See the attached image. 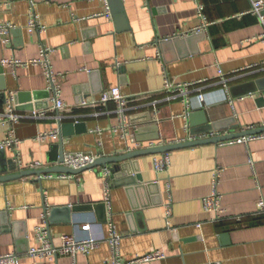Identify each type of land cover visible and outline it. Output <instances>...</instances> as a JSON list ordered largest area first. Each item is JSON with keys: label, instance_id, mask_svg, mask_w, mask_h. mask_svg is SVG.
I'll use <instances>...</instances> for the list:
<instances>
[{"label": "crops", "instance_id": "0c3cea01", "mask_svg": "<svg viewBox=\"0 0 264 264\" xmlns=\"http://www.w3.org/2000/svg\"><path fill=\"white\" fill-rule=\"evenodd\" d=\"M199 5L210 26L194 34L202 25ZM121 7L126 22L120 24L112 11ZM251 8L249 0H114L112 7L108 0H0V25L9 27L0 37V117L10 101L18 113L51 115L14 124L19 144L0 153V175L57 166L62 150L97 159L134 151L114 132L117 105L100 103L112 87L127 98L128 135L146 147L264 128V45L258 40L264 28ZM33 15L41 28L32 32ZM43 49L59 77L66 105L60 113L53 110L56 95L43 66L2 65L38 60ZM167 78L173 86L190 84L188 103L171 99ZM201 111L208 126L192 127L189 115ZM10 127L0 123V142L9 139ZM54 130L60 131L57 139H39ZM235 140L166 152V172H156L153 162L166 154L122 163L129 172L112 173L109 205L103 165L70 178L47 173L0 183V255L14 252L20 264H110L113 225L124 262L159 250L165 259L138 264H264V212L258 207L264 200V139L248 146ZM135 178L143 189L132 184ZM214 193L225 212L219 220L203 208ZM41 227L56 246L64 235L94 236L101 243L88 256L36 259L28 250L40 245Z\"/></svg>", "mask_w": 264, "mask_h": 264}, {"label": "built area", "instance_id": "2783aa9c", "mask_svg": "<svg viewBox=\"0 0 264 264\" xmlns=\"http://www.w3.org/2000/svg\"><path fill=\"white\" fill-rule=\"evenodd\" d=\"M252 4L251 13L260 20L263 28H264V0H249ZM198 14L200 16L202 25L197 27L193 33H202L205 31V29L210 26L209 21H207V18L204 15V7L202 5H199L198 7ZM30 30L33 32L36 29H40L41 26H39L37 17L33 15L29 22ZM9 31V27H4L0 25V37L2 35H7ZM259 42H261L264 45V30L263 33L258 38ZM6 43L9 42V39L5 41ZM48 49H43L41 52V57L38 60H30L28 62H22L15 59H7L2 61V65L5 67L7 66H20V65H41L44 68V74L46 78L48 79L50 86L55 92L56 98H55V105H54V111L60 113L62 110L65 109V103L64 101L59 97L58 95V86L57 81L59 79L58 75H56L50 65V61L48 60ZM222 82L226 83V79L223 76V73L219 71ZM189 86L190 84L186 85H178L173 86L169 79H166L165 88L172 92L173 95L171 99H179L183 98L186 103H188V94H189ZM200 101H205V95L200 94L199 95ZM114 102L117 105V108L119 110L120 114V124L118 126L113 127L114 132L122 135L124 139L128 142V145L133 150H144L145 148H152L155 147L154 144L150 143L147 147L142 142L138 141L135 136L131 135L129 136L127 133V122L128 117L126 115V105H127V98L124 96L123 93H121L119 87H112L109 91L105 92L102 96L100 103L101 104H108ZM82 106H87V102H83L81 104ZM50 112L48 110H32L29 114H22L17 112V107L14 104L13 101L9 102L8 109L4 115H1L0 117V123H7L10 127V136L7 141L0 142V150H10V149H16L17 145L19 144V140L13 136V126L14 124L20 123L22 120H26V118L34 119V120H44L49 118ZM64 120V117L58 116L57 122L58 124H61ZM79 122V121H78ZM76 122V124H78ZM60 136L59 130H54L49 133H44L43 135H40L39 139L41 141H44V139L52 138L57 139ZM216 137L214 132L211 133H205L200 134L199 137L191 136L189 138V141L192 140H200V139H207V138H214ZM258 139H264V132L261 134H252V136H245L242 138H238L235 141L245 143L247 146L253 141ZM233 141V142H235ZM130 149V150H131ZM249 165L253 169L254 168V159H252L251 155L249 154ZM97 161V158L83 152H79V154H69L64 157V161L62 163L63 166L74 169V170H80L84 168L91 167L95 164ZM154 167L156 172H166V170L169 169L171 161L168 154L163 155L162 157L158 158L155 157L154 160ZM17 164L20 165V161L17 157ZM22 165H20L21 167ZM35 167H40L41 165L39 163L34 164ZM101 176L102 179L105 181V192H106V203L110 204V191L112 187V171L106 166L102 168L101 170ZM71 176L67 174L59 175V178H70ZM216 183L219 179L216 174ZM259 210L264 212V200H260L258 204ZM203 208L206 212L213 213L215 215V219L219 220L222 215L225 213L224 209L221 206V200L220 196L216 193H214L211 196L205 197L203 199ZM168 213L169 216L171 213V207H168ZM88 230V228H87ZM110 237L108 238V242L110 245V248L112 249V259L110 264H138V263H152V261L156 260H163L166 258V255L159 251H152L149 254L143 255V256H137L133 260L124 262L122 260L121 255V236L116 231L115 227L111 225L110 227ZM38 234V241L40 245L38 247H30L28 250L29 256L36 258V259H45V260H54L60 256L69 255L73 258H76L78 255H85L88 256L92 252H94L96 249H98L101 239L96 238L94 236L88 237V238H82L78 239L75 236L72 235H64L61 238V244L59 246H56L54 242L51 240L50 234H48V230L45 227H41L37 229ZM0 264H20L19 258L16 253L12 254H5L0 255Z\"/></svg>", "mask_w": 264, "mask_h": 264}, {"label": "water", "instance_id": "95a60500", "mask_svg": "<svg viewBox=\"0 0 264 264\" xmlns=\"http://www.w3.org/2000/svg\"><path fill=\"white\" fill-rule=\"evenodd\" d=\"M114 0H108L109 6L112 7V3ZM113 18L116 22L124 23L126 22V16H125V11L123 7H121L120 10H114L112 11ZM19 109V108H18ZM201 116L200 122H197V119ZM189 122L192 127H198L200 125L203 126H208V121L205 116V113L202 111L197 113L194 112L189 115ZM66 128H73V125H64ZM79 127V124L76 125V129ZM209 128V127H208ZM210 128H215V126H210ZM209 128V129H210ZM264 132V128L262 129H253L252 131H247V132H241V133H235V134H228V135H218L217 137L214 138H207V139H200V140H192V141H185L183 143H172V144H167L166 146L162 147H154V148H148L145 150H134L131 151L125 155L121 156H115L114 158H99L95 162V164L91 167L80 169V170H74L68 167H65L62 165L64 161V152L62 150V153L60 155V160L58 161L57 166H53L50 168H45V169H40V170H28L24 172H18V173H12L10 175H0V183H6V182H11L12 180H17L20 178L28 177L29 175H45L47 173L49 174H71V175H79L81 172L90 170V169H95L97 166L103 165V166H108V165H114V168L112 170L113 175L117 176L119 173H128L129 172V166H126L127 164H122V163H128L131 161V159L142 157V156H149L150 154H166V152H171L174 150H179L183 149L185 147H193V146H199L200 144H207V143H215L218 144L219 142L222 141H228V140H235V138H242L245 136H252V134H261ZM0 153H5L3 150H0ZM122 164V165H121ZM134 180V179H133ZM132 184H136L137 188H144V185L137 183V179L135 178V181L132 182Z\"/></svg>", "mask_w": 264, "mask_h": 264}]
</instances>
